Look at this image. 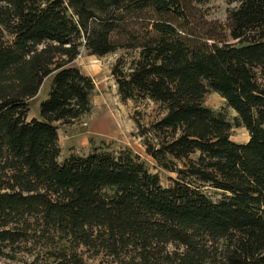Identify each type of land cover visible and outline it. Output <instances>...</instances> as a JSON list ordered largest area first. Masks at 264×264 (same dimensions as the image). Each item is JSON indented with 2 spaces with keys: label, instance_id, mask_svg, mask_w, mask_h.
I'll list each match as a JSON object with an SVG mask.
<instances>
[{
  "label": "trees",
  "instance_id": "obj_1",
  "mask_svg": "<svg viewBox=\"0 0 264 264\" xmlns=\"http://www.w3.org/2000/svg\"><path fill=\"white\" fill-rule=\"evenodd\" d=\"M227 2L225 25L194 26L185 0H0V254L39 232L69 243L54 264H84L80 246L103 264H264V0ZM83 51L131 54L111 75L122 101L163 111L134 122L170 186L127 146L58 160L59 125L91 110ZM208 90L231 120L204 104Z\"/></svg>",
  "mask_w": 264,
  "mask_h": 264
},
{
  "label": "rangeland",
  "instance_id": "obj_2",
  "mask_svg": "<svg viewBox=\"0 0 264 264\" xmlns=\"http://www.w3.org/2000/svg\"><path fill=\"white\" fill-rule=\"evenodd\" d=\"M185 3H187L186 14L188 20L194 26L205 21L219 22L225 25L227 22L228 11L236 6L235 2L230 3L227 2V0H204L202 2H198L197 0H185ZM130 55L131 54L128 52L117 51L101 58H93L95 59L94 62H99L101 66H103L104 76L102 82H105L108 93L112 97L115 96L113 82L109 79H104L110 75L108 73V68H110L112 63L114 64L119 56L129 58ZM87 56L88 54H86V52H81L78 59L84 60L85 63V58ZM95 79L97 81V78ZM50 84L51 78L43 83L38 94L31 100L27 119H30L31 116L39 118V103L46 97ZM203 100L206 106L215 111L222 112L229 120L235 115V112L226 106L225 100L212 90H208L205 93ZM115 109L118 110V117L120 119L131 118V120L134 121V118H136L146 126L159 118L163 113L157 104L149 100H141L138 102L129 100L122 104L115 105ZM136 132V125L130 126L125 132L128 142L125 144L116 141L114 144H111V146L116 149L124 146L131 148L134 153L138 154L140 158L146 162L151 172L158 174L162 186H170L173 182V178L176 177V174L166 171L156 165L155 161L145 153L142 139L137 136ZM230 138L237 143H244L248 140V132L243 127H233L230 130ZM205 190L212 199L215 200L219 197V193L211 189L209 186H206ZM61 245L68 246L69 243L65 240L59 241L57 239L52 241L50 237H43L37 232V234H32L30 240L27 242H18L4 248V253L0 254V264H54V254H57L59 250H62ZM172 247L173 246H170V248ZM78 252L82 256L84 264H103L102 262L105 260L102 256H94L91 251H87L83 246L79 247Z\"/></svg>",
  "mask_w": 264,
  "mask_h": 264
},
{
  "label": "crops",
  "instance_id": "obj_3",
  "mask_svg": "<svg viewBox=\"0 0 264 264\" xmlns=\"http://www.w3.org/2000/svg\"><path fill=\"white\" fill-rule=\"evenodd\" d=\"M84 52V51H83ZM87 54V53H86ZM81 55V54H80ZM80 55L78 57H80ZM73 64L78 67L82 73L90 76L94 82V90L91 95V110L78 120L70 124H60L58 127V144L60 148L59 161H62L69 154L78 155L87 154L91 147L101 143L114 144V142L127 143L125 132L130 126L135 125L131 118L120 119L115 105L122 104L117 92V85L111 75V67L108 68V75L105 80H111L115 89V96L108 93L105 82L103 83V66L94 62L95 57L103 56L89 55L84 60L78 59ZM106 71V70H105ZM97 78V81L96 79ZM107 78V79H106ZM36 117V116H31ZM134 122V124H133Z\"/></svg>",
  "mask_w": 264,
  "mask_h": 264
}]
</instances>
